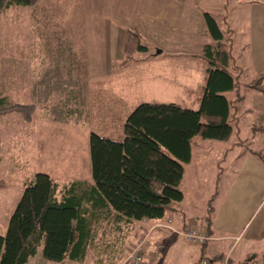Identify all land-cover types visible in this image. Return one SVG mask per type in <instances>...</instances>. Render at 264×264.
I'll list each match as a JSON object with an SVG mask.
<instances>
[{
	"label": "rangeland",
	"instance_id": "obj_1",
	"mask_svg": "<svg viewBox=\"0 0 264 264\" xmlns=\"http://www.w3.org/2000/svg\"><path fill=\"white\" fill-rule=\"evenodd\" d=\"M75 3V0H38L33 7L12 6L0 14V91L12 102L36 104L30 122L22 120L17 113L0 117V181L3 182L0 188L1 234L6 231L9 217L25 185L37 172L48 173L59 183L74 180L87 184L92 182L88 141L90 132L120 140L125 118L140 102L172 101L188 108L193 105L192 99H185L183 95L175 98L176 90L179 92L176 87V90L173 86L168 89L164 84L154 87L149 79H146L143 88L141 84H124L119 92L118 85L108 81L113 75L104 77V74L99 73L88 78V72L92 69L89 66L91 60L101 59L104 52L94 50L93 42L100 36L76 34L79 20L63 17L67 8L75 9ZM215 9L214 4L210 3L204 11L215 15ZM166 30V34L164 31L144 34L142 43L149 48L145 54L151 55L161 51L154 48L155 43L166 46L165 55L153 69L162 72L164 77L168 73L169 77L172 68L166 67L168 62L177 64V60L187 59L181 51L190 48L193 42L195 46L196 41H203L204 35ZM121 37L118 34L106 35V54L110 59L123 54L122 39L125 35ZM120 40L122 42L117 43ZM59 41H66L71 46V65L86 89L85 116L79 121H76L77 117L54 119V115L48 111L56 102L64 100L63 95L52 93L38 101L34 92L35 81L44 73L51 56L58 53ZM143 54L137 53L134 57L137 59ZM117 63V60H113L114 67ZM142 64L147 66V63H136L137 72ZM97 69H102L98 71L101 72L104 68ZM155 72H152L153 76ZM254 72L250 68L242 79H252ZM149 78H152L150 73ZM175 78L179 79L180 74L177 73ZM239 85V92L245 99L238 102L239 118L235 123L232 122V135L227 140L194 139L192 163L186 168L181 184L184 195L180 202L183 203L187 221L200 227V223L206 224L208 218L211 221L214 219L222 228L220 235L227 236L221 245L213 246L219 249L220 258L211 257L212 244H208L203 253L200 245L190 246L181 238L177 246L185 251L184 259H175L172 250L167 257H163L161 251L158 258L164 264H189L190 252L198 256L202 253L205 262L212 264H226L227 261L228 264H236L237 261L240 264H264V158L261 163L248 156L249 149H262L264 154V131L254 129L264 114V103L255 104L253 95L248 94L242 84ZM170 95L172 100L167 97ZM249 105L255 106L251 112L248 110ZM188 163L184 164V170ZM256 164L261 167L255 168ZM229 223L233 224L230 234H225L224 227ZM103 229L99 228L96 234L95 247L98 250L95 248L83 263L77 264H94V260L95 264H119L133 247L129 248V244L138 242L133 240V232L129 228L115 243L116 252L108 256L109 246H105L107 238L103 235ZM253 232L258 234L256 238H252ZM108 241L112 242V239L108 237ZM41 248L38 247L36 254L26 264H61L44 258ZM104 253L108 256L105 262ZM254 255L255 258L247 259ZM99 256L103 257L102 261Z\"/></svg>",
	"mask_w": 264,
	"mask_h": 264
},
{
	"label": "trees",
	"instance_id": "obj_2",
	"mask_svg": "<svg viewBox=\"0 0 264 264\" xmlns=\"http://www.w3.org/2000/svg\"><path fill=\"white\" fill-rule=\"evenodd\" d=\"M37 2L0 0V14L12 6L33 7ZM203 17L214 43L205 44L197 54L208 64L199 106L193 109L172 101L140 102L125 118L120 140L90 132L89 184L79 180L59 183L48 173L37 172L25 185L5 233H0V264H26L39 246L48 260L83 263L96 248L99 228L105 229L109 256L116 252L115 243L132 222L161 219L183 199L179 185L184 164L192 157V141L229 139L232 122L237 120V103L243 99L238 76L230 70L231 56L223 33L211 14L204 12ZM58 47V53L51 56L35 81L34 92L38 101L52 93L63 95L64 100L48 111L54 119L77 117L79 121L85 116L86 89L71 65V46L59 41ZM147 50L140 34L127 29L119 67L130 66L137 53ZM242 87L264 95V72ZM227 91H235L232 100L224 95ZM35 109V103L12 102L0 91V117L17 113L30 122ZM259 122L254 129L264 131V114ZM249 153L264 158L262 149H249ZM2 185L0 181V188ZM209 223L208 218L206 225ZM108 256L104 253V259H99L105 262Z\"/></svg>",
	"mask_w": 264,
	"mask_h": 264
},
{
	"label": "crops",
	"instance_id": "obj_3",
	"mask_svg": "<svg viewBox=\"0 0 264 264\" xmlns=\"http://www.w3.org/2000/svg\"><path fill=\"white\" fill-rule=\"evenodd\" d=\"M75 2V9L69 10L67 8L63 17L79 20V25L76 27L78 28L76 30L77 32H75L76 34L100 36L93 42L95 43L94 50L104 52V54L101 55V59L91 60L92 62L89 66L92 67V69L88 72V78L89 76H97L99 73L104 74V77L113 75L112 79L107 80L111 81V84H117L119 92L124 84H141L142 86L147 82L146 79H149L155 85L154 87L161 84L166 85L168 89H170L171 86H173L174 89L176 87L179 89V92L175 89V98L177 95H183L185 99H192L193 105L189 108L196 109L199 106L202 96L208 67L207 62L197 56V54L200 53L205 44L214 43V40L206 31V24L203 17V13L206 12L204 8H208L210 3L214 4V8L216 7V14L213 15L214 13L212 12L207 13L211 14L213 17L215 16L214 18L218 27L223 33V40L227 43L231 56L230 70L232 75L238 76V81L242 84L249 81L248 79L243 80L242 76H244V73L250 68L255 71L253 73L255 75L264 72V0H75ZM127 29L136 30L140 34L141 39H143L142 37L144 34H148L150 31L156 34L164 31L166 34V29H171L174 33L180 31L191 35L198 33L204 35V37L203 41H196L195 46H193V42L190 44V48L181 51L183 52V56L187 59L177 60L179 62H176L177 64L168 62L166 67L172 68L170 72L172 75L169 74L168 77L167 73V77H164L162 72H155L153 69L158 66L157 61L162 59L165 55L164 48H166V46L163 47V43H155L154 48L161 49L159 53H154L153 55H151V53H144V56H137V59L133 62V67L130 65L132 67L131 70H127L131 68L130 66L125 68L119 67L123 54L118 55L116 59L109 58V55L106 54V52H108L106 35L118 34L122 35V39ZM122 40L124 41V39ZM122 40L117 43H121ZM147 51H149V48ZM113 60L118 61L115 67L113 66ZM136 63H147V66L142 64L137 72ZM97 67H103L104 69L98 72L102 69H97ZM178 67L180 68L179 71L176 70ZM176 71L180 74L179 79L175 78L177 75ZM152 72H155L156 75L153 76ZM149 73L152 78H149ZM143 87L144 86H142V88ZM246 91L248 94L250 93V95H253L255 104L257 102L264 103V95L253 90ZM227 92L228 93L224 92V95L229 100H232L235 96V91ZM230 96L233 97L231 98ZM167 97L170 98L169 100H172L171 95ZM244 99L245 97H243L242 100ZM254 108V105H249V112L253 111ZM238 110L239 103L237 104L235 112L237 118H239ZM262 112L264 113V105ZM248 156L256 162H261V159L251 153H249ZM191 163L192 157L190 162L185 166L184 176L186 168L190 166ZM257 167L261 166L256 164L255 168ZM184 176L179 185L180 189ZM170 215L173 216L171 229H151V227L157 225L159 222L165 221ZM232 225L233 224L230 223L227 226L225 225V234H230V226ZM185 226L193 225L185 218L183 203L180 202L177 205L174 204L172 209L167 211L161 219L135 221L125 229L126 232L129 228L131 229L133 232V240H139L144 234H147L146 242L142 250L144 257L143 264H164L162 263L163 261L158 258L161 251L164 255L163 257H167L172 250L175 259H184L186 255L185 251L177 246L178 240L181 238L183 239V237L177 231ZM194 227L204 229L210 236L208 242L200 246L201 251L204 253L207 249V245L212 244V248L210 247L211 257L215 259L220 258L219 249L213 246H216V244L221 245L227 236L220 235L222 228L219 227L217 222H214L213 219L212 221L210 220L209 225L202 222L200 223V227ZM257 235L256 232H253L252 238H256ZM164 240H166L165 243L163 242ZM133 242L129 244V248L133 246ZM185 242L188 243L187 241ZM163 243L166 245L165 247ZM188 244L190 246L195 245L191 243ZM243 257L245 256H239V258ZM253 258H255V255L247 259ZM189 260V262H191L189 264H196L198 260H200L199 264H204L203 261H205L202 253L198 256L194 252H190ZM60 263L70 264L74 262L63 260ZM207 264H212V262H207ZM236 264H240V261H237Z\"/></svg>",
	"mask_w": 264,
	"mask_h": 264
},
{
	"label": "built area",
	"instance_id": "obj_4",
	"mask_svg": "<svg viewBox=\"0 0 264 264\" xmlns=\"http://www.w3.org/2000/svg\"><path fill=\"white\" fill-rule=\"evenodd\" d=\"M173 222V216H168L165 221L159 222L157 225L151 227L154 228H165L171 229V223ZM185 241L191 244L203 245L210 239L209 234L204 229L196 228L194 226H185L177 231ZM148 233V231H147ZM144 234L142 238L138 240L136 244L133 245L131 250L127 253L124 260L119 264H143L144 257L142 254L143 245L146 242V236ZM204 264H207L203 261Z\"/></svg>",
	"mask_w": 264,
	"mask_h": 264
}]
</instances>
